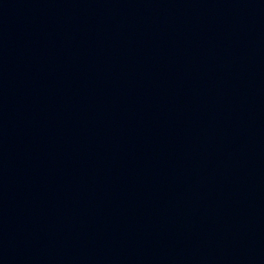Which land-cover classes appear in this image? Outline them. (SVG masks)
Here are the masks:
<instances>
[{"label":"water","instance_id":"1","mask_svg":"<svg viewBox=\"0 0 264 264\" xmlns=\"http://www.w3.org/2000/svg\"><path fill=\"white\" fill-rule=\"evenodd\" d=\"M0 264H264V0H0Z\"/></svg>","mask_w":264,"mask_h":264}]
</instances>
